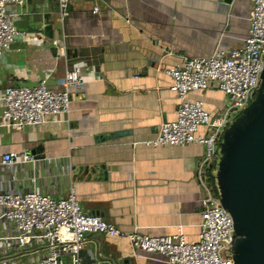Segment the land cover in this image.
I'll use <instances>...</instances> for the list:
<instances>
[{"label": "crops", "instance_id": "0c3cea01", "mask_svg": "<svg viewBox=\"0 0 264 264\" xmlns=\"http://www.w3.org/2000/svg\"><path fill=\"white\" fill-rule=\"evenodd\" d=\"M22 1L7 7L18 33L12 49L0 54V191L36 187L62 198L73 186L84 210L125 234L165 236L181 229L187 242L199 241L198 168L205 146L146 141L177 118L180 99L167 69L184 55L242 45L251 0H71L68 59L81 67L82 84L71 87L67 113L17 129L2 119L6 88L45 80L60 91L67 69L54 46L61 36L57 0ZM187 98L202 100L211 118L228 107L226 93L213 81ZM207 130L202 125L199 133ZM118 132L126 133L106 137ZM12 150L34 160L4 166L1 158ZM81 257L82 264H168L164 255L135 248L125 236L100 233L87 235Z\"/></svg>", "mask_w": 264, "mask_h": 264}, {"label": "built area", "instance_id": "2783aa9c", "mask_svg": "<svg viewBox=\"0 0 264 264\" xmlns=\"http://www.w3.org/2000/svg\"><path fill=\"white\" fill-rule=\"evenodd\" d=\"M22 0H0V54L12 49L18 33L13 15L7 7ZM250 31L242 45L216 49L205 56H182L181 62L167 69L174 78L171 89L180 104L177 118L161 124L149 145L185 146L197 142L205 146L198 179L203 190L200 239L189 243L181 229L165 236H150L138 230L125 234L101 215L87 212L78 202L72 186L62 198L40 192L36 187L24 193L0 191V264H82L81 250L87 235L125 236L135 248L159 253L168 264H235L234 244L237 238L234 220L215 193L210 180L219 158V143L230 122L237 119L255 99L264 70V0H251ZM61 36L54 40L58 57L65 59L67 69L63 89H50L42 80L34 86L12 85L3 96L2 119L8 126L23 129L40 125L69 111L71 87L82 84L80 66L69 64L66 23L71 0H57ZM100 6L93 7L98 12ZM213 81L228 97L227 110L211 118L200 99L188 100L190 91L206 89ZM206 125L205 134L199 128ZM34 155L16 150L3 154L1 163L34 160ZM212 170V171H211Z\"/></svg>", "mask_w": 264, "mask_h": 264}, {"label": "water", "instance_id": "95a60500", "mask_svg": "<svg viewBox=\"0 0 264 264\" xmlns=\"http://www.w3.org/2000/svg\"><path fill=\"white\" fill-rule=\"evenodd\" d=\"M261 77L255 99L226 128L215 165L217 194L234 220L235 264H264V70Z\"/></svg>", "mask_w": 264, "mask_h": 264}, {"label": "trees", "instance_id": "16d2710c", "mask_svg": "<svg viewBox=\"0 0 264 264\" xmlns=\"http://www.w3.org/2000/svg\"><path fill=\"white\" fill-rule=\"evenodd\" d=\"M210 180H211V183L213 185L214 191L217 194V188H216V182H215V174H213L212 172L210 173Z\"/></svg>", "mask_w": 264, "mask_h": 264}, {"label": "rangeland", "instance_id": "374dc122", "mask_svg": "<svg viewBox=\"0 0 264 264\" xmlns=\"http://www.w3.org/2000/svg\"><path fill=\"white\" fill-rule=\"evenodd\" d=\"M213 171H214V174H216V170L214 169Z\"/></svg>", "mask_w": 264, "mask_h": 264}]
</instances>
